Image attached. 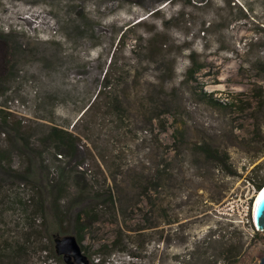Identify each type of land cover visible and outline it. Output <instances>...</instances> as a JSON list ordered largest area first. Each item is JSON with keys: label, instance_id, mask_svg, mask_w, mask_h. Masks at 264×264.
Masks as SVG:
<instances>
[{"label": "rangeland", "instance_id": "rangeland-1", "mask_svg": "<svg viewBox=\"0 0 264 264\" xmlns=\"http://www.w3.org/2000/svg\"><path fill=\"white\" fill-rule=\"evenodd\" d=\"M193 56L207 67L190 81ZM263 62L264 0H0V264H60L79 194L99 200L81 244L90 264H261L245 198L264 180ZM53 126L77 138L73 157L43 145ZM17 129L34 135L43 177L83 175L62 223L18 178Z\"/></svg>", "mask_w": 264, "mask_h": 264}, {"label": "trees", "instance_id": "trees-1", "mask_svg": "<svg viewBox=\"0 0 264 264\" xmlns=\"http://www.w3.org/2000/svg\"><path fill=\"white\" fill-rule=\"evenodd\" d=\"M261 66H258L257 69H262L264 72V62L261 64H258ZM206 64H200L198 60L193 56L192 57V64L190 68L188 69V78L190 81L196 80L198 75L206 68ZM261 93L264 94V90H261ZM262 94L259 97H262ZM207 93H205L204 96H206ZM216 100V99H215ZM219 105L225 106L221 104L219 100H216ZM260 103L263 104L264 102L260 101ZM259 103V105H260ZM231 104V103H230ZM228 104V105H230ZM226 105V106H228ZM241 111H245L250 104L247 101H241V104H239ZM262 106V105H261ZM2 113H5L1 111ZM8 114V113H6ZM9 115V114H8ZM5 124V126H4ZM9 125L8 117L5 118V120L0 125V131L1 132H7ZM165 131V130H164ZM9 132V131H8ZM15 141L13 142V148L16 147L20 155L23 157V159L26 161L28 168L25 169L23 173H20L18 178H20L21 181L30 183L34 185L40 192V195L37 197L36 202V209H40L43 214L46 213L47 209L50 208V211H52V214L54 217H58V222L62 223L63 219L59 218L60 210L63 209L64 203L66 204L67 199L70 195V190L72 185H76L77 187L80 186V180L82 178V173L72 172V174H69V172L65 171L64 169L61 170V173L58 172V177L56 179H53L50 176V173L43 177L42 173L37 172V168L40 167L39 161L42 160L43 163V152L39 153L38 148L35 147V144L32 140V137L34 135H25L21 134L20 130H16L15 132ZM25 135V136H24ZM184 136H181L178 138L179 143H181V139H183ZM42 143L45 147L52 150L54 152L55 159L57 161H63V159H68L70 157H73L77 150V138L74 136L73 133H71L68 130L61 129L59 127L53 126L50 128L49 132L42 138ZM198 150L205 154L207 157L213 159L214 161L218 162L221 166H223L226 171L231 174L235 175L236 173L232 170L230 165V156L228 153H223L220 150L214 148L213 146L209 144H204L197 146ZM39 153V154H38ZM4 154L3 152L0 153V155ZM72 184V185H71ZM256 187L258 190H261L264 185V180L256 183ZM79 194L77 198L76 203L72 206V209L75 208L78 210L76 211V214L74 215V232L78 236V240L80 244L83 243L84 234L92 228V226L98 221L97 220V214H96V208L95 205H99L98 203H93L94 198H90V201L87 200L85 202V198H81ZM83 201V206H79V201ZM103 200H106V202L110 203L112 206L116 203V198L112 194L111 190L108 194V198L105 197ZM66 208H68L66 206ZM71 209V208H70ZM45 211V212H44ZM54 212V213H53ZM30 236V235H28ZM28 240L26 242H31V239L27 237ZM41 252H47V248H40ZM16 252L20 253L18 256H21L23 253L27 252V248L25 244L17 247ZM57 252V250H56ZM57 255H59L57 253ZM26 256V255H25ZM58 260H60V264H74L72 261L70 263H67L63 255L58 256ZM61 257V258H60ZM52 258H50L47 254V257H45V261H49ZM13 262L17 264V259H14Z\"/></svg>", "mask_w": 264, "mask_h": 264}, {"label": "water", "instance_id": "water-1", "mask_svg": "<svg viewBox=\"0 0 264 264\" xmlns=\"http://www.w3.org/2000/svg\"><path fill=\"white\" fill-rule=\"evenodd\" d=\"M261 195L254 206V224L258 231H264V186L261 189ZM56 250L59 255H64L67 263L74 258L77 264H90L88 255L83 251L79 240L74 235H68L64 237H58L55 240ZM71 264V263H70ZM261 264H264V257L262 258Z\"/></svg>", "mask_w": 264, "mask_h": 264}, {"label": "built area", "instance_id": "built-area-1", "mask_svg": "<svg viewBox=\"0 0 264 264\" xmlns=\"http://www.w3.org/2000/svg\"><path fill=\"white\" fill-rule=\"evenodd\" d=\"M215 96H216V99L219 100L221 102V104H223L225 106L231 103V99L227 95L215 94ZM256 188L254 187L253 193L251 195L250 194L247 195L246 198H245V200L247 202L246 203V208H247L246 215H248L250 203L254 200L253 203L255 204L256 199L258 197L259 192H257Z\"/></svg>", "mask_w": 264, "mask_h": 264}, {"label": "bare ground", "instance_id": "bare-ground-1", "mask_svg": "<svg viewBox=\"0 0 264 264\" xmlns=\"http://www.w3.org/2000/svg\"><path fill=\"white\" fill-rule=\"evenodd\" d=\"M23 9V8H22ZM21 11V10H20ZM261 195V194H260ZM260 195H258L257 199L260 197ZM257 202V201H256Z\"/></svg>", "mask_w": 264, "mask_h": 264}, {"label": "clouds", "instance_id": "clouds-1", "mask_svg": "<svg viewBox=\"0 0 264 264\" xmlns=\"http://www.w3.org/2000/svg\"><path fill=\"white\" fill-rule=\"evenodd\" d=\"M261 192H262V190H260V191H259V194H258V195H260V194H261Z\"/></svg>", "mask_w": 264, "mask_h": 264}, {"label": "flooded vegetation", "instance_id": "flooded-vegetation-1", "mask_svg": "<svg viewBox=\"0 0 264 264\" xmlns=\"http://www.w3.org/2000/svg\"><path fill=\"white\" fill-rule=\"evenodd\" d=\"M264 186V185H263Z\"/></svg>", "mask_w": 264, "mask_h": 264}]
</instances>
